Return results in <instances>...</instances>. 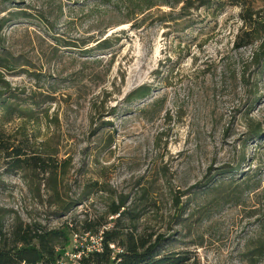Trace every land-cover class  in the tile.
<instances>
[{
    "label": "rangeland",
    "instance_id": "obj_1",
    "mask_svg": "<svg viewBox=\"0 0 264 264\" xmlns=\"http://www.w3.org/2000/svg\"><path fill=\"white\" fill-rule=\"evenodd\" d=\"M103 1L0 0V65L11 67H0L11 105H0V136L66 162L60 193L74 203L58 218L46 175L13 171L0 151L5 228L96 219L122 197L139 230L166 239L161 254L264 264V38L262 51L235 48L231 0L186 18L177 0L136 16L127 0ZM246 7L264 10V0ZM105 37L118 42L96 49ZM142 85L149 96L127 102Z\"/></svg>",
    "mask_w": 264,
    "mask_h": 264
},
{
    "label": "trees",
    "instance_id": "obj_2",
    "mask_svg": "<svg viewBox=\"0 0 264 264\" xmlns=\"http://www.w3.org/2000/svg\"><path fill=\"white\" fill-rule=\"evenodd\" d=\"M104 0L101 3L108 2ZM233 6L240 9L239 18L241 27L235 37V48L241 49L258 44L261 50V40L264 38V10L254 11L246 7L247 0H231ZM130 8L136 9L132 15L143 14L157 4L152 0H127ZM179 16L186 18L192 10L218 8L222 10L223 5L216 0H177L180 5ZM163 6L171 7L169 3ZM13 16V15H12ZM27 13L20 12L14 15V19L26 18ZM174 21V20H173ZM8 21H0V31ZM118 42L117 37H105L96 42L98 50H108ZM262 51V50H261ZM258 56L255 55V60ZM0 67H2L0 65ZM10 70L11 67H2ZM10 92V87L4 81L0 73V105L7 113L10 110L5 95ZM151 92L150 86H140L131 91L126 97L127 102L144 100ZM34 115L33 110L28 111V116ZM10 119H6L9 121ZM258 137L257 131L254 132ZM0 151L7 153L10 167L16 172L30 171L33 174L46 175L44 188L48 194L47 204L55 211L58 218L64 216L74 203L65 201L61 197L60 188L66 176V162H58L52 155H42L33 152L27 155L22 149L14 148L3 141L0 136ZM97 185V184H96ZM95 185V186H96ZM39 192V187H35ZM217 191V186L211 188ZM101 192V191H99ZM141 217L139 213L132 210V205L127 206L126 198L111 199L105 205L102 216L96 219L85 218L79 221L65 220L59 228L46 229L36 222L23 224L17 219V224L7 230L4 225V214L0 213V264H55L56 259L62 256L69 246L70 236L74 233L92 235L103 232V250L101 253H88L81 259V264H184L185 257L178 254H161L163 243L166 239L162 235L148 233L137 227ZM79 227V229H77ZM114 245L120 248V254L114 253Z\"/></svg>",
    "mask_w": 264,
    "mask_h": 264
},
{
    "label": "built area",
    "instance_id": "obj_3",
    "mask_svg": "<svg viewBox=\"0 0 264 264\" xmlns=\"http://www.w3.org/2000/svg\"><path fill=\"white\" fill-rule=\"evenodd\" d=\"M103 232L96 235L89 233H72L69 246L62 256L56 259L55 264H81V259L88 253H101L103 250ZM114 246V245H112ZM122 250L114 246V253L120 254Z\"/></svg>",
    "mask_w": 264,
    "mask_h": 264
}]
</instances>
